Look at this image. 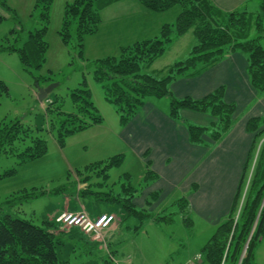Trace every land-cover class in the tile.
Here are the masks:
<instances>
[{"label": "trees", "instance_id": "1", "mask_svg": "<svg viewBox=\"0 0 264 264\" xmlns=\"http://www.w3.org/2000/svg\"><path fill=\"white\" fill-rule=\"evenodd\" d=\"M53 1L36 0L35 8L40 10L41 26L27 32L22 26L14 27L11 33L15 35L14 43H5V46H2L1 50L16 52L24 69L29 72L41 70L47 61L49 43L46 37ZM119 1L121 0L67 2L59 30L63 43L71 49L76 48L78 56L86 60L85 37L97 32L101 12ZM137 1L153 12H166L176 6L181 10L175 23H164L158 35L127 45L119 56L111 55L90 62L95 80L102 85L105 99L115 106L121 123L127 125L141 112L150 96L169 97L171 101L168 114L177 121H186L181 116L183 110H193L211 116L212 120L208 125L185 122L192 143L210 144L206 139L218 143L232 130L238 109L236 102L226 100V85L218 86L201 98L177 97L171 85L180 78L200 75L228 52H240L247 58L251 85L264 94V0L257 14L239 9L226 11L212 0ZM3 19L5 16L0 15V21ZM73 23L76 24L75 36L71 31ZM191 29L197 42L189 56L161 69L158 73L150 71L154 62L165 54L171 43ZM35 79L36 87L38 84L45 87L52 80L45 75H36ZM1 88L7 90L2 80L0 90ZM49 94L45 98V126L28 124L18 118L3 119L0 122V156L16 154L21 160L38 158L48 151L45 132H55L63 146L68 136L103 123L104 118L93 100L85 73L80 86L71 91L74 106L72 112H64L61 99H52ZM245 129L249 134H253L254 138L232 206L200 253L201 259L210 264H255L257 245L264 238V144L255 159V151L264 137V114L251 116L245 124ZM124 159V155L118 154L106 162L99 161L87 165L84 169H78V180L69 179L72 182H66L57 191L52 192H65L71 186L76 198L89 195L100 201L119 204L127 214L149 216L150 214H144L135 208L133 197L139 190L137 186L131 183L123 184L124 191L130 194L129 197L115 193L113 186L109 191H103V186H106L111 178V169L120 166ZM147 167L145 179H149L150 183L157 175L148 163ZM15 173V167L7 169L0 173V178ZM126 175L127 178L130 177L129 174ZM81 183L86 186L80 188ZM158 196V192L153 193L154 199ZM177 201L181 207L188 210L186 197L183 196ZM58 216L45 219L44 224L39 225L31 219L20 218L11 213H0V264H70V255L75 251V245L80 246L83 253L90 255L93 261L116 264L111 258L112 252L102 250L100 241L91 240L90 234L78 227H61L62 224L56 221ZM185 222L189 223L188 220Z\"/></svg>", "mask_w": 264, "mask_h": 264}, {"label": "rangeland", "instance_id": "2", "mask_svg": "<svg viewBox=\"0 0 264 264\" xmlns=\"http://www.w3.org/2000/svg\"><path fill=\"white\" fill-rule=\"evenodd\" d=\"M35 1L0 0V15L5 16V19L0 21V80L7 87V90L3 88L0 90V122L3 119L18 118L28 124L46 125L47 103L45 100L40 101L37 97L36 75H45L52 79L49 84L56 85L49 97L60 98L62 110L66 113L72 112L74 106L71 91L80 86L84 73L93 94V100L104 118L102 124L90 126L68 136L63 146L55 132H45L48 151L41 157L21 160L16 154L0 156V173L16 168L14 175L0 178V213H11L43 225V220L49 219V215L56 211V207L62 204L65 198L76 202L74 189L71 186L65 192L52 191H57L61 185L69 182V179L78 180L77 170L84 169L92 163L106 162L118 154L125 157L120 166L111 169V178L103 191H109L113 186L115 193L129 197L130 194L124 191L123 184L131 183L139 188L134 193L138 196L147 186L145 179L147 168L122 137V129L125 125L121 123L115 106L105 99L102 85L95 80L90 62L111 55L119 56L127 45L139 39L158 35L164 23H175L181 8L176 6L166 12H153L144 8L137 0L116 2L109 9L101 12V22L97 32L85 37L86 60H83L78 56L76 48L71 49L66 46L59 35L65 5L72 0H54L46 37L49 43L47 61L41 70L29 72L24 69L16 52L1 49L5 43H14L15 35L11 34L14 27L22 26L27 32L41 26L40 10L35 8ZM261 4L262 0H248L238 9L257 14ZM75 28L76 24L73 23L71 31L74 36ZM252 34L255 36V31ZM178 38L175 43L172 42V46L164 55L157 58L150 71L158 73L161 69L189 56L197 42L193 29ZM262 45L264 46V38ZM249 83L251 84L250 78ZM173 92L177 96L176 92ZM230 92L232 98L238 99V101H230L237 104L236 116L238 113H245L241 125L246 122L249 115L260 113V107L264 103H260L258 99L255 103V96L247 94L245 87L239 85L235 89L231 88ZM149 101L156 107L168 111L171 98L150 96L147 99V102ZM250 136L253 137V134ZM263 144L264 137L255 151V159ZM126 174L130 177L127 178ZM114 182H117L116 185H113ZM80 185V188L86 186L84 183ZM180 195H170L157 210L143 211L144 214L150 215H144L142 221L139 220L140 223L132 217L124 221L119 231L108 234L110 227L106 229L99 238L102 241L90 234L91 240L100 241V247L106 252L110 249L115 255V260H118L120 264H189V259L197 253H202V248L216 232L219 224L211 225L198 212L193 214L186 207H181L177 201L183 197ZM80 199L86 204L90 202V206L98 204L100 209L104 207L91 197L84 196ZM150 201H154L153 196ZM104 204L112 208L116 207L115 211L118 214L121 213L119 209L122 206L120 207L119 204L109 202ZM185 220L189 223L186 224ZM138 224L141 226L137 231H129L126 228L127 225L133 227ZM61 227L68 228L64 224ZM246 249L247 246L244 249L245 252ZM74 250L70 255V264H102L100 261H93L90 255L86 256L80 246L75 245ZM197 264L210 263L201 259Z\"/></svg>", "mask_w": 264, "mask_h": 264}, {"label": "crops", "instance_id": "3", "mask_svg": "<svg viewBox=\"0 0 264 264\" xmlns=\"http://www.w3.org/2000/svg\"><path fill=\"white\" fill-rule=\"evenodd\" d=\"M212 1L221 9L231 11L238 9L248 0ZM111 6L106 7L103 12ZM175 41L176 39L173 42ZM247 65L248 61L244 54L228 52V56L224 55L214 66L204 70L200 75L178 79L171 85V89L176 92L177 97L201 98L218 86L226 85L227 100L238 101L230 96L232 94L230 89L242 85L247 94L255 96V103L257 99L260 103H264V94L255 90L249 83ZM244 114L242 112L237 114L233 129L218 143L206 139L210 144L200 145L189 140L185 122L208 125L211 122L209 114L183 110L181 116L186 121H177L169 116L166 109L158 108L150 101L147 102L141 112L122 129V137L125 138L127 145L142 159L143 165L148 168V163L150 169L157 175L154 181L150 183L147 181V186L138 196L133 197L135 208L142 213L157 210L170 195L185 194L180 196L187 197L188 211L193 214L198 212L211 225L219 224L232 206L254 137L246 131L245 124L251 116L264 114V104L260 107V113L249 115L243 126L241 123L244 121ZM156 192L159 194L158 198L153 202L150 201L151 196ZM93 199L104 207L100 209L98 204L90 206V202L86 204L80 197L76 198V202L65 198L49 217L54 219L63 211L76 212L82 209H85L92 218L103 213H114L117 215V220L107 231L108 234L119 231L124 221L132 217L135 221L138 220V223L142 221L139 215L127 214L121 205H119L121 213L118 214L115 211L116 207L105 206V201ZM140 226L141 224L133 227L127 225L126 228L129 231H137ZM112 255L115 258L113 252ZM117 263L120 264L119 261ZM255 264H264V238L257 245Z\"/></svg>", "mask_w": 264, "mask_h": 264}, {"label": "built area", "instance_id": "4", "mask_svg": "<svg viewBox=\"0 0 264 264\" xmlns=\"http://www.w3.org/2000/svg\"><path fill=\"white\" fill-rule=\"evenodd\" d=\"M116 220L113 213H103L96 218H92L85 210L78 212L64 211L56 219L60 224L68 227H78L86 234H91L95 238H101L103 232L109 228ZM201 254H196L189 260V264H197L201 260ZM114 262V257H111Z\"/></svg>", "mask_w": 264, "mask_h": 264}, {"label": "water", "instance_id": "5", "mask_svg": "<svg viewBox=\"0 0 264 264\" xmlns=\"http://www.w3.org/2000/svg\"><path fill=\"white\" fill-rule=\"evenodd\" d=\"M56 84H49L45 87L40 86L39 84L37 85V92H38V99L40 101H43L44 98L47 97V95L53 90ZM245 252V250H244Z\"/></svg>", "mask_w": 264, "mask_h": 264}]
</instances>
